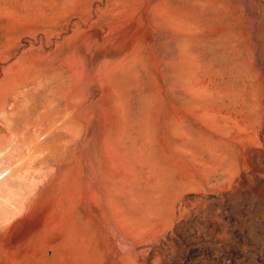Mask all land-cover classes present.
<instances>
[{"label": "rangeland", "instance_id": "obj_1", "mask_svg": "<svg viewBox=\"0 0 264 264\" xmlns=\"http://www.w3.org/2000/svg\"><path fill=\"white\" fill-rule=\"evenodd\" d=\"M0 136V264H264V0H0Z\"/></svg>", "mask_w": 264, "mask_h": 264}, {"label": "bare ground", "instance_id": "obj_2", "mask_svg": "<svg viewBox=\"0 0 264 264\" xmlns=\"http://www.w3.org/2000/svg\"><path fill=\"white\" fill-rule=\"evenodd\" d=\"M69 106V105H68ZM70 107V106H69ZM75 115V114H74ZM44 118H49V120L48 121H50V122H52L53 121V115H52V113H50V111H48L47 112V110H45V116H43V118L42 119H37V121H36V124H38V125H40V124H43V119ZM23 132H25V131H23ZM25 136V135H24ZM23 138V137H22ZM4 139V137L3 136H0V141H2ZM19 137H17V138H11V140H12V142L13 143H17L18 141H19Z\"/></svg>", "mask_w": 264, "mask_h": 264}]
</instances>
